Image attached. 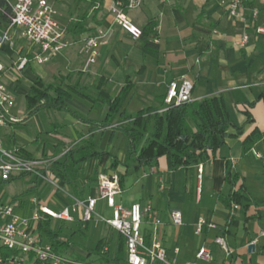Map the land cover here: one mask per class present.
Listing matches in <instances>:
<instances>
[{
  "label": "crops",
  "instance_id": "1",
  "mask_svg": "<svg viewBox=\"0 0 264 264\" xmlns=\"http://www.w3.org/2000/svg\"><path fill=\"white\" fill-rule=\"evenodd\" d=\"M52 1L58 10L56 19L66 31L71 21L80 20L84 15L86 17L83 24L87 30L77 35L67 31L69 39L78 40L94 33L99 27L111 25L109 6L114 0ZM227 1L144 0L139 8L129 12L135 24L142 29L147 27L144 38L134 39L120 26H113L108 40L99 45L93 64H88L86 57L78 53L76 46H72L44 63L49 64L46 68L32 71V64H39L33 60L17 74L14 67H8L4 81L11 79L18 82L19 88L25 85L26 94L30 83L36 78L58 84L56 76L69 73L74 74L71 81L67 80L71 84L80 79L81 85H92L96 78H103V86L112 98L130 84L131 88L121 107V111L125 110L126 113H135L151 106L163 109L169 84L187 74L194 82V100L214 95L223 97L234 123L228 129L231 135L214 153H210L206 161L171 170L167 157L161 156L156 164L140 167L129 174H125L124 165L128 150L126 136L113 127L98 130L96 144L119 158L121 163L118 167H111L112 157L104 164L99 163L97 156L82 161L78 181L83 190L82 197H77L70 186L56 190L43 180L29 176V189L37 194L31 199L35 204L34 209L40 205L52 208L50 203L59 207L57 211L69 207L74 220L68 223L71 226L81 223L80 227L84 229L81 212H74L72 204L77 199L86 201L89 197L98 196L95 184L100 175L109 178L123 175L119 192L114 196L115 203L124 208H130L136 202L150 204L160 224L146 220L143 223L144 234L149 242H161L168 256L175 258L178 264L195 260L197 250L204 245L211 248L213 259L210 262L199 261L198 264H221L225 256L214 241L219 235L225 236L229 246L235 249V256L243 264H264V96H261L264 92V34L257 32L258 26H264V2L247 0L242 15L236 17L229 14L224 4ZM256 8L258 14L254 12ZM152 22L157 23L153 31L149 30ZM245 35L248 41L242 45ZM6 49L7 54L11 52ZM4 62L9 66L7 59L4 58ZM67 90L70 97L66 102L75 111L92 121L105 118L106 104L93 105L78 93ZM94 109L98 111L97 118L90 117ZM16 115L20 118L18 121L0 127L3 146L24 147L38 157L59 153L64 144L88 135L92 128L91 124L78 120L69 112L50 109L45 112L46 119L39 122L36 131L27 133L24 127L31 119L26 117L25 108ZM57 115L59 118L55 117ZM251 117L252 120H248ZM254 130H257L255 134L259 137L245 151L244 140ZM17 131L23 141L16 137ZM62 155L63 152H60L56 157L62 160ZM229 162L236 186L228 179ZM200 167L203 169L201 179L198 178ZM240 186L246 198L241 206H233L230 211L223 198ZM57 195L61 203L54 199ZM102 205L113 210L106 200H99L96 215H104L99 210ZM175 209L182 212L181 226L173 224L171 220V212ZM202 218L214 222L216 227L204 225L198 232ZM96 221L98 224L94 225L100 230V238L112 235L111 248H115L114 236L119 232L102 220ZM92 225L90 222L89 227ZM83 235L87 234L83 232ZM249 244H255V250L249 251ZM175 248H179L178 253ZM92 249L94 247L82 249L74 242L66 254L76 252L86 257Z\"/></svg>",
  "mask_w": 264,
  "mask_h": 264
},
{
  "label": "built area",
  "instance_id": "2",
  "mask_svg": "<svg viewBox=\"0 0 264 264\" xmlns=\"http://www.w3.org/2000/svg\"><path fill=\"white\" fill-rule=\"evenodd\" d=\"M144 0H114L109 6L112 16L111 25L107 28L99 27L81 39L72 40L67 37V31L56 19L58 10L52 0H0V127L8 123L18 121L9 113V107L13 105L14 94L7 87L4 77L8 67H14L15 73L22 71L29 61L39 64L49 62L52 58L76 46L78 53L86 57L88 64H93L98 55V47L105 43L113 26H120L128 32L132 38L138 39L142 35V28L135 24L129 12L139 8ZM247 0H229L224 2L231 16H241L244 3ZM264 2V0H262ZM258 14L257 8L254 10ZM257 32L264 34V26H258ZM248 41L245 35L242 45ZM8 48L9 52L6 51ZM15 56V58H14ZM8 60V64L4 62ZM194 82L187 75H181L172 81L165 96L166 107L177 106L192 102ZM260 156L259 153H256ZM58 159L56 156H39L35 158L25 156L18 148H6L0 138V180L8 181L18 178L23 174H30L49 184L56 190H62L51 172L52 163ZM203 169L199 168L198 178L201 179ZM119 192L118 176L109 178L100 175L98 196L89 197L86 201L77 199L72 204L74 212H81L82 221H91L99 200H106L109 207L113 208L112 217L98 214L100 220L118 231L125 239L127 264H178L175 258H170L166 247L157 241L146 242L143 223L146 220L154 224H160L156 212L150 204L142 205L133 203L130 208H124L116 204L114 196ZM19 202L0 203V263L4 262L1 247L16 251L6 258L8 264H20L33 254L42 261L52 264H67L72 258L64 253L54 250L52 244L43 239L39 231V222L45 214L55 219L73 221L70 208L65 207L59 211L40 205L31 216L21 217L15 213ZM238 207V205H234ZM173 224H183L182 212L175 209L171 212ZM204 225L210 228L216 227L214 222H208L202 218L198 224V232ZM215 243L222 250L225 259L221 264H243L236 256L235 249L229 246L225 236L215 237ZM107 250V248H106ZM179 248H175L178 253ZM213 252L208 246H201L195 256V260L186 264H198L199 261L210 262Z\"/></svg>",
  "mask_w": 264,
  "mask_h": 264
},
{
  "label": "trees",
  "instance_id": "3",
  "mask_svg": "<svg viewBox=\"0 0 264 264\" xmlns=\"http://www.w3.org/2000/svg\"><path fill=\"white\" fill-rule=\"evenodd\" d=\"M85 19L84 15L80 20L71 21L67 26V31L73 35L85 32L87 30L83 24ZM156 28L157 23L152 22L149 30L152 29L153 31ZM142 30V35L138 40L144 38L147 27ZM73 76V73L66 76H56L58 84L44 82L41 78L32 81L25 95V115L31 117L42 109H54L69 112L78 120L91 124L92 128L88 135L80 136L77 140L74 139L59 149V153L63 152V159H56L51 166V172L58 185L62 189L70 186L77 197L83 196V190L78 184L81 177L80 163L82 161L97 156L99 163L104 164L112 157L111 167L113 169L121 163L117 156L98 147L95 142L98 130L113 127L121 130L126 136L128 150L124 162L126 166L125 174L146 165H154L161 156L167 157L168 167L171 170L178 169L183 165L198 164L208 160L210 153H214L225 143L226 137L231 135L228 129L230 126H234V123L221 96L214 95L177 106H170L163 111H161V108L151 106L135 113H126L125 110L121 111V107L131 88L130 84L124 86L119 94L112 98L103 86L105 83L103 78H96L92 85H81L80 79L75 84L68 83L67 80L71 81ZM65 86L92 102L93 105L106 104L107 114L105 118L101 121H92L71 108L66 102V99L70 97V93ZM261 96H264V92ZM163 103V108H165V97ZM248 120L251 121L252 117ZM237 129L240 131V128ZM256 131L254 130L244 140L245 151L258 139L259 135L255 134ZM19 150L27 157H38L35 153H29L24 147H20ZM57 154H44L41 156L54 157ZM231 168L232 165L229 162L228 179L233 186H236V179L235 176L232 177L233 175H231ZM29 176L32 175L23 174L20 177ZM118 179L122 184L123 175H120ZM244 198H246L244 189L240 186L228 196H225L223 200L231 211L234 205L241 206ZM90 222L83 221L86 229L89 227ZM70 226L66 220H55L52 216L45 214L44 219L39 222L38 228L44 240L50 242L55 251L66 253L74 245L73 235L77 231L83 234L81 227L70 231ZM145 239L147 243H150L147 235ZM112 242V235L102 237L89 253L98 255L103 263L121 264L122 260L127 262L124 237L120 233L118 234L113 256L109 252ZM1 250L5 259L0 264H8L6 258L12 254H17L16 251L3 247H1ZM82 259L84 257L79 255L78 258L67 261V264H84ZM20 264L52 263L42 261L30 254L29 258L20 262Z\"/></svg>",
  "mask_w": 264,
  "mask_h": 264
},
{
  "label": "rangeland",
  "instance_id": "4",
  "mask_svg": "<svg viewBox=\"0 0 264 264\" xmlns=\"http://www.w3.org/2000/svg\"><path fill=\"white\" fill-rule=\"evenodd\" d=\"M81 7H78V9H80ZM82 9V8H81ZM80 9V10H81ZM49 64H32L31 69L32 71H35L38 68H46L48 67ZM5 83H7V87L13 92L14 94V101H13V105L9 107V112L11 114H15V116H13L15 119L19 120L20 118L17 117V113H20L21 111L23 112V109L25 108V91H24V86L23 88H19L18 86L20 85V83L18 82H14L11 79L5 80ZM26 89V88H25ZM45 112H47V110H40L37 112V114L29 117L31 119V121H29L28 125L25 126L24 128L26 130L27 133L30 132V130H35L39 127V122H43L44 119H46V117H44ZM98 111L97 109H94L93 112L90 114V117H95L97 118ZM19 115V114H18ZM38 115V116H36ZM56 118H59L58 115L55 116ZM28 118V119H29ZM18 139H20L21 141H23L21 134L19 131H17V136ZM108 142V141H107ZM106 142V144H107ZM125 144L127 143V140L125 139ZM46 184H49V182L44 181ZM97 184H95L98 188L99 185V179L96 181ZM31 186L30 183V177L28 178H14V179H10L9 181H2L0 183V203H4V204H8V203H13L14 201L17 200V202H19L21 205L17 206L15 208V213L21 217H29L31 216V214L33 213L34 209V203L31 202L32 197H36V192L33 189H29V187ZM50 186V184H49ZM54 199L61 203L59 196H54ZM105 203V202H104ZM50 207H52L55 210H58L59 207L58 206H54L53 204H49ZM99 210L107 217H112L113 215V210L108 208L105 205L99 206ZM93 220L91 221V223L94 224H98L96 220H100L98 214L96 215V213L93 214ZM91 227H88V229H82V231L84 232V234H87L86 236H84L81 232L77 231L74 235H73V240L75 242V245L81 247L82 249H86V248H91L96 246L99 238H100V233H99V228L96 227L95 225ZM80 226H82V224L80 223V225H78L77 223L70 226L71 230L70 231H74L77 229H80ZM118 239V235L115 234L114 236V242L116 243ZM114 249L115 248H109V252L110 255L113 256L114 255ZM66 255V253H64ZM73 259L78 258L79 254L76 252L71 253V255H68ZM82 261L84 262V264H111V263H103L101 261V259H99V256L96 254H90V255H86V257L84 256V259H82ZM255 261V260H254ZM256 262V261H255ZM121 264H127V262L125 260L121 261Z\"/></svg>",
  "mask_w": 264,
  "mask_h": 264
},
{
  "label": "water",
  "instance_id": "5",
  "mask_svg": "<svg viewBox=\"0 0 264 264\" xmlns=\"http://www.w3.org/2000/svg\"><path fill=\"white\" fill-rule=\"evenodd\" d=\"M248 249L249 251H251L252 249L255 250V244H249Z\"/></svg>",
  "mask_w": 264,
  "mask_h": 264
}]
</instances>
